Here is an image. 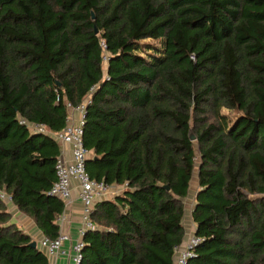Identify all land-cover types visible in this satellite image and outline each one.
Segmentation results:
<instances>
[{"label":"trees","instance_id":"obj_1","mask_svg":"<svg viewBox=\"0 0 264 264\" xmlns=\"http://www.w3.org/2000/svg\"><path fill=\"white\" fill-rule=\"evenodd\" d=\"M86 99L85 170L124 190L95 202L80 264H174L196 150L185 264H264V0H0V191L50 239L49 131ZM10 219L0 200V264H48Z\"/></svg>","mask_w":264,"mask_h":264},{"label":"built area","instance_id":"obj_2","mask_svg":"<svg viewBox=\"0 0 264 264\" xmlns=\"http://www.w3.org/2000/svg\"><path fill=\"white\" fill-rule=\"evenodd\" d=\"M100 45L103 49V61L106 62L107 53L105 51V43L101 41ZM88 101L89 99H86L76 106L70 102H66L68 112L65 126L58 131H49V134L56 142L68 144L71 152L70 159L66 160L60 151L54 165L55 181L50 188L49 195L63 200L64 206H66L71 200L73 190L76 189L78 191V198L82 204V227L79 230L81 239L86 231L95 228L90 221V214L93 211L95 202L113 198L120 191L116 184L108 185L102 181L97 182L92 180L85 170V163L90 154V150L84 146L82 127L84 124L85 104ZM73 112H77L78 116L74 117L72 115ZM37 129L41 132H48L43 125H38ZM0 200L5 203H11L10 196L3 191H0ZM60 221H62V217ZM68 239L69 237L66 234L59 233L55 239L42 237L38 244L40 250L45 255L53 256L55 254H65V251H62V246ZM201 242L202 239L195 236V234L190 236L183 247L175 249L174 264H185L186 260L193 256V249ZM82 249V240L77 241L72 247L73 255L71 260L73 264H80Z\"/></svg>","mask_w":264,"mask_h":264},{"label":"crops","instance_id":"obj_3","mask_svg":"<svg viewBox=\"0 0 264 264\" xmlns=\"http://www.w3.org/2000/svg\"><path fill=\"white\" fill-rule=\"evenodd\" d=\"M72 115L74 117L78 116L77 112H73ZM59 145H60V151L62 152L64 159L69 160L71 156L69 145L60 144V143ZM117 187L118 188L120 187L119 192H122L124 190V188H122L121 186H117ZM189 195L190 194H188V196ZM8 205L9 208L7 210L8 213H10L11 215L10 223L14 224L18 229H20L22 232L27 234L32 241L36 242V247H37V243L43 237V234L37 229L32 219L20 213L12 203L11 204L8 203ZM185 210L186 208L184 204V211ZM81 214H82V204L78 198V191L74 189L69 204L64 207V211L62 215H60L57 219V224L59 225V233H64L69 237V239L62 246V251H65V254H55L53 256H47L40 250V248L37 247L38 250H40L46 256L48 260V264H73L71 260V257L73 255L72 247L75 245L77 241L82 240L79 235V230L82 227ZM189 214L188 216L190 218V224L187 225V227H185L184 220L182 222L185 229V237L180 247H183L187 239L190 236L194 235L195 232V225L192 222L191 216ZM61 217H62V221H60Z\"/></svg>","mask_w":264,"mask_h":264},{"label":"rangeland","instance_id":"obj_4","mask_svg":"<svg viewBox=\"0 0 264 264\" xmlns=\"http://www.w3.org/2000/svg\"><path fill=\"white\" fill-rule=\"evenodd\" d=\"M141 42L145 43V44H149V45L150 44H153V45L155 44L156 46H159V47L161 46L159 44V40H153V39H150V38L144 39ZM219 113L226 116L228 123H231V121L236 116H238L240 114V112L238 110H235V109L231 110V109H227L225 107H221L219 109ZM208 116H209V119L211 118L212 121L215 120V116L212 113H209ZM197 163H198V152L196 150V159H195L196 168H197ZM196 168L194 170L193 177H192V180H191L190 185H189L190 186L189 187V194L190 195L186 199L183 200V203L185 204V208H186L185 214H184L185 217L183 219L185 227H187V225L190 224V218H189L188 214L190 213L189 215L191 216V210L193 208V204H194V200H195V194L199 190V186H198L197 179H196V172H197ZM119 189L120 188H118V190ZM5 205H6L7 209H8L9 208L8 203H5ZM37 247L39 248V244L38 243H37Z\"/></svg>","mask_w":264,"mask_h":264},{"label":"water","instance_id":"obj_5","mask_svg":"<svg viewBox=\"0 0 264 264\" xmlns=\"http://www.w3.org/2000/svg\"><path fill=\"white\" fill-rule=\"evenodd\" d=\"M190 138H191L192 140L194 139V136H193L192 133H190ZM194 234H195V233H194ZM30 246L33 247V248H36V242L32 241V242L30 243Z\"/></svg>","mask_w":264,"mask_h":264}]
</instances>
